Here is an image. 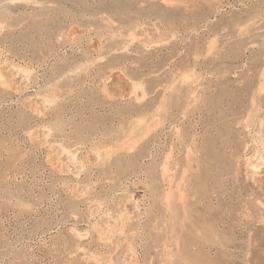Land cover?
I'll return each mask as SVG.
<instances>
[{
    "label": "rangeland",
    "instance_id": "rangeland-1",
    "mask_svg": "<svg viewBox=\"0 0 264 264\" xmlns=\"http://www.w3.org/2000/svg\"><path fill=\"white\" fill-rule=\"evenodd\" d=\"M0 264H264V0H0Z\"/></svg>",
    "mask_w": 264,
    "mask_h": 264
}]
</instances>
